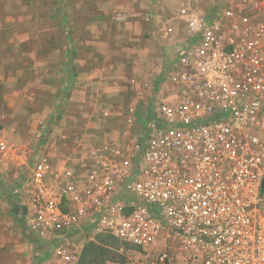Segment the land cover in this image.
<instances>
[{
  "label": "built area",
  "instance_id": "obj_1",
  "mask_svg": "<svg viewBox=\"0 0 264 264\" xmlns=\"http://www.w3.org/2000/svg\"><path fill=\"white\" fill-rule=\"evenodd\" d=\"M177 2L146 125L130 106L122 131L57 164L47 141L32 152L17 184L32 264H75L87 233L145 249L146 264H264V0ZM0 154L22 150L0 137Z\"/></svg>",
  "mask_w": 264,
  "mask_h": 264
},
{
  "label": "rangeland",
  "instance_id": "obj_2",
  "mask_svg": "<svg viewBox=\"0 0 264 264\" xmlns=\"http://www.w3.org/2000/svg\"><path fill=\"white\" fill-rule=\"evenodd\" d=\"M130 1L0 0V137L22 150L18 162L0 154V264L33 262L27 213L15 217L12 209L41 141L52 145L57 164L70 145L86 150L122 131L130 106L137 130L151 116L183 26L171 19L177 0H136L133 10ZM148 12L158 15L155 23L144 20ZM168 18L175 38L164 33ZM75 243V264H146L149 253L108 233Z\"/></svg>",
  "mask_w": 264,
  "mask_h": 264
},
{
  "label": "crops",
  "instance_id": "obj_3",
  "mask_svg": "<svg viewBox=\"0 0 264 264\" xmlns=\"http://www.w3.org/2000/svg\"><path fill=\"white\" fill-rule=\"evenodd\" d=\"M130 2H131V6H130L129 8L132 9V10H133L134 8L136 9V3H137L136 0H131ZM130 2H129V3H130ZM134 5H135V7H134ZM23 179H24V177H23ZM23 179H21V180H23ZM18 184H19V183H18ZM17 189H18V187H17ZM18 197H19V198L17 199V204L20 206L21 211L23 210L24 212H26V213L28 214L27 210H24V206H25V205L23 204V203H24V198H23L22 196H19V195H18ZM24 212H23V213H24ZM25 215H26V214H25ZM25 218H26V216H25ZM25 218H24V220H25ZM26 222H27V220H26ZM27 223H28V222H27ZM27 225H28V224H27ZM28 228H29V227H28ZM32 234H34L33 240H34V239H37V237H35V236H36L35 233L32 232ZM28 264H31V261H29Z\"/></svg>",
  "mask_w": 264,
  "mask_h": 264
},
{
  "label": "trees",
  "instance_id": "obj_4",
  "mask_svg": "<svg viewBox=\"0 0 264 264\" xmlns=\"http://www.w3.org/2000/svg\"><path fill=\"white\" fill-rule=\"evenodd\" d=\"M160 81V80H159ZM158 84H159V82H158ZM20 209V206L16 203L15 205H14V207H13V209H12V213H13V215L15 216V217H17L18 216V210ZM18 221H20L21 223H23L24 225H25V220L24 219H20V220H18Z\"/></svg>",
  "mask_w": 264,
  "mask_h": 264
}]
</instances>
